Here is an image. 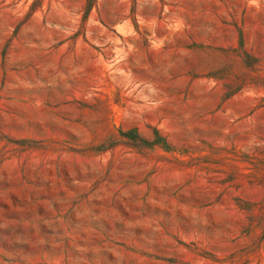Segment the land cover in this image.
<instances>
[{"label": "rangeland", "instance_id": "obj_1", "mask_svg": "<svg viewBox=\"0 0 264 264\" xmlns=\"http://www.w3.org/2000/svg\"><path fill=\"white\" fill-rule=\"evenodd\" d=\"M0 264H264V0H0Z\"/></svg>", "mask_w": 264, "mask_h": 264}]
</instances>
